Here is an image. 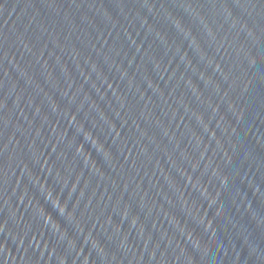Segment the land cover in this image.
Returning a JSON list of instances; mask_svg holds the SVG:
<instances>
[{"label":"water","instance_id":"95a60500","mask_svg":"<svg viewBox=\"0 0 264 264\" xmlns=\"http://www.w3.org/2000/svg\"><path fill=\"white\" fill-rule=\"evenodd\" d=\"M0 264H264V0H0Z\"/></svg>","mask_w":264,"mask_h":264}]
</instances>
